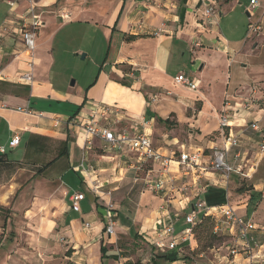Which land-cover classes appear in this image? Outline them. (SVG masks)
<instances>
[{
    "label": "crops",
    "instance_id": "crops-1",
    "mask_svg": "<svg viewBox=\"0 0 264 264\" xmlns=\"http://www.w3.org/2000/svg\"><path fill=\"white\" fill-rule=\"evenodd\" d=\"M237 1L18 0L15 12H11L6 1L0 0V35H2L0 36V49L2 48L3 52L0 57V105L8 106V108H0V147L6 148L4 154L0 153V170L18 163L23 165L31 158L36 161L44 157L48 152L45 147L46 142L60 144L61 148L53 159L57 160L46 170H58V177L62 181L63 188L69 194L82 193L85 195V200L80 204V212H74L70 206L66 224L75 233L80 232L82 225L87 231L91 230V238H97L99 242L101 264L110 259L109 257L102 260L101 244L106 247L108 255L111 252L115 255L118 253L107 248V242L104 241L103 236L100 237L102 232H105L107 216L106 210L101 207L102 201H105V194L100 192L95 196L89 188L95 182H99V187H104L106 183H115L109 175H112L113 171L126 174L133 169L137 160L130 163L129 168H125L122 165H127L128 161L136 159L133 155H95L92 148L86 145V135L80 127L81 123L94 118L95 121L113 130L127 129L131 134L145 133L153 140L155 148L160 153L175 160L170 166L173 176L176 173L181 174L180 166L176 162L178 158L172 149L164 148L165 153H163L157 147L154 136L157 133V122L165 127L171 126L172 123L170 121L163 123L159 121L160 119L166 121L169 120V115H176L177 123L182 125L181 122L185 123L184 115L180 116L179 112H183L185 107L192 109L195 102L199 101L200 109L197 119L192 120L185 117V120L193 122L191 126L200 131L201 134H198L197 138L200 136L204 138L205 135L220 131L218 111L222 109L224 96L228 90L232 89L231 95L238 97L233 118L234 133L239 136L249 123L261 122L264 118V109L256 104L252 105L250 110L242 108L241 98L238 96L239 90L236 88L244 83L235 80L232 75V72H241L240 66L247 70V66L241 60L243 44L222 36L219 28L221 15L232 5L235 6ZM258 1L259 5L255 7L258 17L254 20L258 30L253 36L247 34L245 40L246 43L251 40L254 52L261 50L260 42L264 41V0ZM32 2L37 12L41 14L43 25L37 30L36 50L31 58L34 64L33 83L28 85L20 81V77L27 71L26 61L29 57L22 51L19 27L20 17L28 10ZM209 6L213 7L214 14L207 17L206 10ZM77 23L101 26L104 30V37L118 46L113 61L107 63L109 56L107 57L99 70L97 79L89 85L87 91L79 81H73V84L68 85L64 83V79L55 81L53 78L55 66L53 53L56 40L63 31ZM4 27L8 29L5 34L1 33ZM158 31L159 34L155 35ZM127 37H132V39L127 41ZM197 44L199 47L196 46ZM176 46L181 50L189 49L194 63L200 64L198 72L203 79L207 72H221L219 77L223 93L218 104H215L209 96L210 82H207V87L202 88L203 81L198 79L193 80L199 87L196 91L186 88L190 91L186 97L175 100L169 98L171 91L167 89L173 87V78L169 72H173L171 68L174 63ZM219 63L222 64L221 67ZM258 86L264 88V83ZM161 103L164 105L160 106ZM167 103H173L172 108L163 109ZM19 108L31 109L33 113L23 114L17 111ZM161 109L164 111L158 113ZM206 109L212 110L213 113L209 112L210 115L205 116ZM200 116L207 123L204 124V120L200 122ZM209 119H215L217 126L210 133L206 131ZM15 135H20L21 144L12 149L9 143ZM164 136L167 137L166 145L170 147L180 145L183 148L182 152L200 150L209 154L203 146L212 149L222 142L221 136H217L213 141L199 140L201 144L197 145L192 141L178 142L176 138L170 140L169 133ZM242 138L244 151L249 153L253 147L251 143L256 142L257 136L246 133L241 135V140ZM65 145L67 156L58 159ZM19 149L22 150V154L18 160L8 159L7 150L17 151ZM47 164L38 167L37 176L45 171L38 174ZM175 166H178L176 173L174 172ZM183 170L188 180L192 178L194 188L191 193L179 195L178 199L165 200V195L157 198L160 203L158 210L140 229V235L146 243L152 246V250L158 241V232L162 226L166 225L170 217L174 219L177 236L183 235L188 227L185 217L192 211V205L197 201L203 202L207 208L231 205L230 197L233 194L230 191V185L238 179V175H233L229 182L230 185L227 186L214 172L185 167ZM179 177L184 176L181 174ZM71 182H76L81 189L69 190L66 186L71 187ZM3 188L4 185L0 186V190ZM263 192L262 190L252 191L250 197L246 195L239 197L242 205H231L241 218L252 220L255 223L256 238L258 241L262 239L259 241L260 247L252 251L253 257L251 258L250 253L243 250L236 231L225 228L221 234L229 237L235 247L232 248L230 257H224L227 260L226 262L223 260L224 264H264V217H260L259 214L260 207L264 203L257 207V201L262 198ZM156 204L157 201H155ZM162 206H167L166 210H161ZM75 214L76 216H73ZM117 218L118 214L115 227L117 233L123 229L128 231L131 229L132 224L122 225L120 219ZM86 224H89V227H86ZM106 235L109 239L115 238ZM42 237H45V234L42 233ZM77 238L78 241L84 242L88 236L80 233ZM192 240L180 244L178 249L172 252L155 250L152 257L160 263L179 264L182 250L186 246H192ZM233 251L235 253L232 254ZM163 256L167 257V260L177 259V261L169 262L164 260Z\"/></svg>",
    "mask_w": 264,
    "mask_h": 264
},
{
    "label": "rangeland",
    "instance_id": "rangeland-1",
    "mask_svg": "<svg viewBox=\"0 0 264 264\" xmlns=\"http://www.w3.org/2000/svg\"><path fill=\"white\" fill-rule=\"evenodd\" d=\"M252 1L238 0L235 6L232 5L223 12L219 25L222 36L229 40L240 41L241 45L243 44L241 60L247 66V70L240 66L241 72H232L235 80L244 83L236 88L239 90L238 96L241 99L252 97L251 87L264 83V72H262L264 68V41L260 42L261 50L255 52L252 50L251 40L247 43L245 41L247 34L253 36L257 33L254 20L258 17V12L256 8L252 7ZM103 33L104 30L101 26L81 23L63 31L56 40L53 53L55 59L53 78L55 81L64 79V83L68 85H71L73 81H79L87 91L89 85L97 79L99 70L107 57L109 56L107 63H111L117 52L116 43H110ZM175 49L174 63L171 68L173 72H169L173 78V87L167 89V91H171L169 98L175 100L176 98H184L183 96L186 97L189 94L190 91L186 87L184 88V86L174 82L175 77L182 74L187 75L191 80H202V88L207 87V82H210L209 96L215 104H218L223 93V86L219 77L221 72H207L203 79L198 72L200 64L194 63L193 55L189 49L181 50L178 46ZM83 55H87V57L85 56L83 59ZM221 66L222 64L219 63V67ZM124 69L127 70L128 68ZM258 87L262 89V93L256 95L255 104L264 109V88ZM231 93L232 89L228 90L227 94L230 95ZM164 103L159 105L162 106ZM172 104H165L163 109L172 108ZM199 109L200 102L196 101L192 109L185 107L183 112H179L180 116L184 115L185 123L181 122L182 125L177 123L178 117L176 115H169L171 126L165 127L157 122V133L154 136L157 147L163 153H165L164 148L172 149L178 158L183 151L180 145L177 147L166 145L167 137L164 136L166 133H169L170 140L176 138L178 142L182 143L192 141L193 144L196 143L195 145L201 144L199 140L213 141L217 136H220V131H215L210 135H205L204 138L201 136L197 138V135L201 134L200 131L196 127H192L193 122L186 121L185 117L192 120L197 119ZM163 111L161 109L158 113ZM220 111H218V115ZM209 112L213 113L212 110L206 109L205 116L210 115ZM202 120H204V124L207 123L200 116L199 121L202 122ZM208 123L209 126L206 131L210 133L217 126L215 119H209ZM252 124L254 123H249L242 132V134H256L257 136L256 142L251 143L253 147L249 153L244 151L243 138L241 140L242 134L239 135L242 158L247 159L246 164L248 165L245 173H248L249 176L247 178L239 176L232 185L229 184L233 194L230 197L232 206L242 205L240 196L250 197L252 191H264V156L260 148L261 136L264 134V118L257 123L260 131L252 129ZM171 131L173 132L171 133ZM45 145L48 152L39 160L35 161L31 158L23 165L18 163L15 166L0 170V186L4 185V188L0 190V202H3L0 204V264H101L99 242L97 238H91V230L87 231L82 225L80 232L75 233L66 224V217L71 206V194H68V191L63 188L62 181L58 177V170H45L40 176L36 175L38 167H43L53 160L61 148L60 144L57 145L54 142H46ZM221 146L222 142L216 147L220 148ZM207 148L203 146V149L210 153L211 149ZM92 150L95 155L99 156L115 154L103 152L98 142ZM21 154V149L17 151L7 150V157L10 160H18ZM132 162H136V159L131 162L128 161L127 165H122V167L129 168ZM152 168V164L146 163L144 170L140 172L136 169H130L123 175L119 171H113L112 175L109 176L115 180V183H106L104 187H99L98 191L105 193V201H102L101 207L106 210L110 202L118 214L117 219H120L121 224H132L129 231L124 229L118 233L116 231L115 238L109 239L106 232H102L100 237L103 236L104 241L107 242V248L116 251L121 257L118 261H114L112 256L115 254L111 252L108 255L110 259L102 264H152L154 261L157 262L152 257L155 248L152 250V246L146 243L140 235L141 227L158 210L160 203L157 198L164 197L162 194L151 191L145 183L146 179L155 180L159 176L157 172L149 173ZM177 168L178 166H175V173ZM180 169L184 177H179L181 176L179 173L173 175L175 176V192L168 194L165 200L178 199L179 195H187L194 188L192 178L188 180L185 177L184 166H180ZM71 185L73 188L68 185L66 187L69 190L81 189L76 182H71ZM94 186H99V182L93 183L89 188L90 192L96 196ZM183 188L185 190L182 192ZM240 188L244 191L243 193H239ZM155 201H157L156 205ZM197 203L198 201L194 204ZM257 203V207H259L264 203V199L260 198ZM259 214L260 217H264V204L261 205ZM42 233L45 234V237H42ZM80 233L86 234L88 239L84 242L78 241L77 237ZM233 247L235 246L231 239L221 233L216 234L214 228L212 230L210 228V231L197 228L194 232L192 246H186L182 250L181 263L179 264H224L227 261L224 257L231 256L230 252ZM223 260L225 261L223 262Z\"/></svg>",
    "mask_w": 264,
    "mask_h": 264
},
{
    "label": "built area",
    "instance_id": "built-area-1",
    "mask_svg": "<svg viewBox=\"0 0 264 264\" xmlns=\"http://www.w3.org/2000/svg\"><path fill=\"white\" fill-rule=\"evenodd\" d=\"M10 7L11 12H15L18 5V0H5ZM259 5L258 0L252 1V7L255 8ZM214 14V9L209 6L206 10L207 17ZM68 17V16H66ZM29 20V22H27ZM21 25L19 27V35L23 48V53L29 57L27 63V71L20 77V81L24 84L31 85L33 83V58L36 50V37L37 30L42 27L41 14L37 12L36 6L32 2L28 10L20 17ZM258 28H255L257 31ZM8 31L7 27L2 29L3 34ZM159 31L155 33L158 35ZM2 36V35H0ZM199 47V44L196 45ZM3 55L2 48L0 49V57ZM175 82L178 85H182L190 90L196 91L198 89L197 84L186 77L185 75H179L175 78ZM252 97L241 99L242 108L250 110L252 105L255 104V97L261 90L258 86L251 87ZM237 98L233 95H226L223 101L222 109L218 115L220 124V136L222 138V146L220 148L214 147L210 150L209 154H205L204 151H192L182 152L176 162L179 166L185 168L195 169L199 168L205 172H214L221 177V181L228 186L233 175L247 178L249 175L245 173L247 168L246 158H242L240 150V139L237 134L232 130L234 127L233 118L237 107ZM156 99V98H155ZM0 108H8L6 105H0ZM23 114H32L31 109L17 110ZM57 123H59L57 121ZM80 127L86 135V145L93 148L96 142L99 143L103 152H112L117 155L125 154L126 156L133 155L137 162L133 165V169L138 172L144 170L146 163L152 164L153 168L149 170V173H158V177L155 180L146 179L145 183L151 191L165 195L175 192L174 180L175 178L171 173V164L175 162L173 158L163 155L154 146L153 140L146 135L131 134L127 129L113 130L109 126L100 124L95 121L94 118L86 122H82ZM252 129L260 131L257 123L252 124ZM262 141L260 148L262 154H264V134L262 135ZM21 144L20 135H15L9 143V147L14 149ZM6 152L5 147H0V153ZM207 158V161H205ZM96 194L100 193L99 186L93 187ZM185 188L182 189V192ZM69 194V193H68ZM103 194H105L103 192ZM264 199V192L262 193ZM85 200V195L82 193H72L70 196L71 208L74 212H80V204ZM168 204V203H167ZM167 206H162L161 210H166ZM106 222L105 232L110 237L116 234V211L113 209L112 204L109 202L106 208ZM212 216L215 220L214 232L222 233L225 228L234 229L236 235L240 241V244L244 251L250 253L252 258V251L260 247V243L256 238V225L252 220H245L241 218L235 209L227 204L221 207L207 208L203 202H198L192 205V211L185 217V222L188 227L183 232V235L177 236L175 230L174 219L169 218L166 225L162 226L157 234L158 241L155 244V250L161 252L175 251L180 244L191 241L193 238V229L203 217ZM89 227V224H86ZM235 251L232 252V254Z\"/></svg>",
    "mask_w": 264,
    "mask_h": 264
},
{
    "label": "trees",
    "instance_id": "trees-1",
    "mask_svg": "<svg viewBox=\"0 0 264 264\" xmlns=\"http://www.w3.org/2000/svg\"><path fill=\"white\" fill-rule=\"evenodd\" d=\"M130 39H132V37H130V38L127 37V38H126L127 41H130ZM76 115H77V114H76ZM76 115H75V116H76ZM75 116H73V118H74ZM159 121H160V122H163V123H168V122H169V120L162 121L161 119H160ZM64 156H67V146H66V145H65L64 148H63V153H62V155H60V156L58 157V159H59L60 157H64ZM56 160H57V159H55V160L51 161L50 163H48L44 168H42V170H40V171L38 172V174H41L42 171L48 169V167H50L51 165H53V163H54ZM238 191H239V193H243V192H244L243 190H241V188H240ZM197 228H204V229H206L207 231H210V228H211V230H212L213 228H215V220H214V218H213L212 216H205V217H203L202 220H201L198 224H196V226L194 227L192 238H194V232H195V230H196ZM101 254H102V260L109 258V256H108V251H107L106 247L104 246V244H101ZM112 258H114L115 261H118L119 258H120V256H119V254H117V255L112 256ZM160 258H161V257H160ZM162 258H163L164 260H167V257H165V256H163ZM167 261H169V262H175V261H177V259H168ZM153 264H156V262H154Z\"/></svg>",
    "mask_w": 264,
    "mask_h": 264
},
{
    "label": "water",
    "instance_id": "water-1",
    "mask_svg": "<svg viewBox=\"0 0 264 264\" xmlns=\"http://www.w3.org/2000/svg\"><path fill=\"white\" fill-rule=\"evenodd\" d=\"M82 58L84 59V58H85V55H83ZM73 83H74V82H72V84H73Z\"/></svg>",
    "mask_w": 264,
    "mask_h": 264
}]
</instances>
